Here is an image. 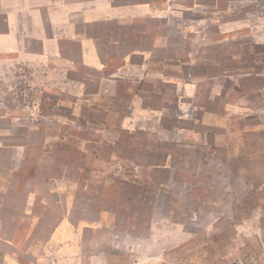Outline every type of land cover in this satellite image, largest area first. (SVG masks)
Masks as SVG:
<instances>
[{"label":"rangeland","instance_id":"obj_1","mask_svg":"<svg viewBox=\"0 0 264 264\" xmlns=\"http://www.w3.org/2000/svg\"><path fill=\"white\" fill-rule=\"evenodd\" d=\"M163 10L87 29L99 67L70 42V62L0 63V218L24 259L67 220L73 264H264V0Z\"/></svg>","mask_w":264,"mask_h":264},{"label":"crops","instance_id":"obj_2","mask_svg":"<svg viewBox=\"0 0 264 264\" xmlns=\"http://www.w3.org/2000/svg\"><path fill=\"white\" fill-rule=\"evenodd\" d=\"M166 3L167 0H0V63L3 58L45 62L58 58L70 62L63 56L66 42H70L77 45L83 65L99 67L102 61L97 39L87 29L110 22L126 24L128 20L159 17ZM116 42L115 37L113 44ZM2 151L4 145H0V157ZM2 189L0 186V203L7 199V191ZM3 218L0 264H73L87 258L82 251L81 231L73 237L70 222L65 220L56 231L58 235L53 230L41 246L36 240L31 241L27 251L30 257L24 259L21 254L28 235L25 237L23 223L5 219L2 222ZM9 224L13 225L11 230ZM37 245L41 251L36 253L32 250Z\"/></svg>","mask_w":264,"mask_h":264}]
</instances>
